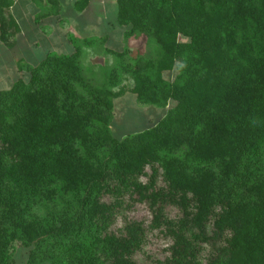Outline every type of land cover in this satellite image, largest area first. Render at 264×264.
Returning <instances> with one entry per match:
<instances>
[{"label": "trees", "instance_id": "16d2710c", "mask_svg": "<svg viewBox=\"0 0 264 264\" xmlns=\"http://www.w3.org/2000/svg\"><path fill=\"white\" fill-rule=\"evenodd\" d=\"M32 1L43 31L46 18L64 20L62 0ZM14 2L0 0L10 48L22 34ZM117 19L126 39H155L156 56L106 48L119 60L93 83L81 61L108 38L71 33L72 52L20 59L28 78L0 89V264H16L18 247L28 264H153L141 223L108 232L124 191L150 201L153 228L172 241L168 264H200L208 245L207 264H264V0H118ZM129 80L139 104H176L118 138L114 104Z\"/></svg>", "mask_w": 264, "mask_h": 264}, {"label": "rangeland", "instance_id": "374dc122", "mask_svg": "<svg viewBox=\"0 0 264 264\" xmlns=\"http://www.w3.org/2000/svg\"><path fill=\"white\" fill-rule=\"evenodd\" d=\"M71 0H63L64 9L60 13V17L63 21L59 20L56 24L61 31L64 29L70 30L72 34H76L75 25L80 21L85 22L83 15L77 16L75 11L71 8ZM32 0H24V4L21 5L22 12L29 16L33 14L36 5H33ZM18 6V3H17ZM32 16V15H31ZM110 15L109 18H111ZM59 17H53V21H57ZM86 23V22H85ZM53 24H51L52 26ZM98 26L99 24H93ZM49 26L46 28L44 33L34 31L28 33L25 37L21 34L18 37V43L13 48H10L4 43L0 38V89H8L11 87L12 82L17 78L25 76L24 72L19 70L20 59L25 60L27 57L35 56L39 58L43 53L47 52L49 49L53 50V44L60 46L61 35L56 32L58 29ZM67 29V30H68ZM58 30V31H59ZM105 32V25H100L99 30L96 34H92L91 38H103L111 37L110 32L107 36L99 34ZM71 33H67V37L70 38ZM64 35V39L66 38ZM103 35V36H102ZM122 32H116L112 35L111 42H95L94 45L86 47V52L82 58V65L84 67L85 75L87 79L93 80V83H102L104 81L105 71H109L114 65L117 64L118 58L116 56L109 55L105 53L106 48H112L115 50H122L124 47L130 49V56L132 58H138L140 56H149L154 58L156 56V49L158 48V43L153 38H147L144 34H137L129 39L124 38ZM47 36V37H46ZM49 36V37H48ZM185 38L184 36H181ZM60 40H59V39ZM38 41L37 45H31L29 42ZM30 46V49L29 47ZM33 51L34 53H32ZM19 61V63H18ZM96 72L93 75V72ZM179 74V69L176 67L172 70L163 73V77L166 80L174 81ZM26 79L28 76H25ZM128 79V78H127ZM128 86V90L123 95L119 96L115 100L114 104V115L112 120V131L118 138H123L127 135L133 134L136 131L146 129L145 127H153L155 123L165 117L169 108L174 107L175 101H171L168 106L160 107L155 105H141L137 101V97L134 93L130 92L132 87V82H124ZM160 177L158 179L157 186H166L163 179V170L160 168ZM152 174V169L148 166L145 172L139 177V181L148 184L150 182V177ZM157 190V188H156ZM121 208L119 214L117 215L114 222H112L108 232L114 233L116 235H123L125 233V227L133 222L141 223L144 230L145 241L144 248L142 250L143 254L149 257L150 262L153 264H168V258L171 255L170 248L172 246V241L164 238L163 233L159 229H154L152 222L154 218L153 208L151 206L148 198H140L138 193L131 191H124L122 194ZM170 207L167 208V210ZM178 208L174 206L170 214H179ZM222 240H218V244H223ZM214 252V246L208 245L207 249L203 251L200 255V264H207L210 260L211 254ZM16 264H28V250L25 247H18L16 252Z\"/></svg>", "mask_w": 264, "mask_h": 264}, {"label": "crops", "instance_id": "0c3cea01", "mask_svg": "<svg viewBox=\"0 0 264 264\" xmlns=\"http://www.w3.org/2000/svg\"><path fill=\"white\" fill-rule=\"evenodd\" d=\"M14 5H13V13L16 17V19L18 20V22L20 23L21 27H22V34L26 37L28 33L34 32V31H38L41 33H44V31L39 27V25L35 22V17L36 15L40 12V9L38 7H35L33 14H30L29 16H27L26 14H24L22 11V7H20L21 5L24 4V0H14ZM71 8L75 11V13L77 14L78 17H80L81 15H83L85 22L80 21L79 23H77V25H75L76 28V35H78L81 38H91L89 37L92 34H96L99 30L100 25H105V32L99 33V34H103L104 36H107V33H111L110 34V38L109 36L107 38L109 42H111V38L112 35L116 32H122L123 33V37L125 38L124 35V30L123 28L119 25L118 23V19H117V15H118V0H91V2L89 3L88 7L84 10V11H79L76 9L75 6V2L76 0H71ZM18 3V6H17ZM63 3V0H62ZM35 5V4H33ZM62 11L64 9V6L62 4ZM61 11V13H62ZM32 15V16H31ZM110 15H112L111 18ZM53 17L51 18H46L44 20V22L47 24H53V28L56 27V29L59 30L58 26L56 24L59 23V19L57 21H53L52 20ZM93 24H99L98 26H94ZM68 29V27H67ZM64 29L61 31V29L58 31H56L58 33V35H61L62 39L60 40V46L56 45L55 43L53 44V51H58V52H72L73 50V46L69 40V38L67 37V33H71L70 30L68 29ZM45 34V33H44ZM64 35H66V38L64 39ZM102 35V36H103ZM47 37V36H46ZM49 37V36H48ZM30 46L31 45H37L38 41H32L29 42ZM30 46L29 49H30ZM48 51H51V49H49ZM32 53H34L33 51H31ZM26 61L30 62V63H34L36 61L37 58H35V56L29 57V59L27 57H25Z\"/></svg>", "mask_w": 264, "mask_h": 264}]
</instances>
